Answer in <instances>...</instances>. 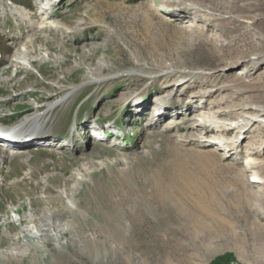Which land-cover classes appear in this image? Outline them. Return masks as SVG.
Masks as SVG:
<instances>
[{"label": "rangeland", "instance_id": "obj_1", "mask_svg": "<svg viewBox=\"0 0 264 264\" xmlns=\"http://www.w3.org/2000/svg\"><path fill=\"white\" fill-rule=\"evenodd\" d=\"M51 2L46 30L33 28L43 0H0V141L48 137L0 150V264H264V185L250 181L264 174L245 160H264V116L230 148L167 122L264 109V0ZM18 38L14 53L39 59L29 74L3 68ZM209 195L219 208L203 222ZM118 220L127 242L93 251Z\"/></svg>", "mask_w": 264, "mask_h": 264}, {"label": "bare ground", "instance_id": "obj_2", "mask_svg": "<svg viewBox=\"0 0 264 264\" xmlns=\"http://www.w3.org/2000/svg\"><path fill=\"white\" fill-rule=\"evenodd\" d=\"M44 2H45V4H43ZM50 2H51V7L53 9L54 0H43L42 6H41V7H43V9L40 10L38 8L39 11H37V13H38L39 16L37 17V23L35 22V24H34V26H35V27H33L34 29H37V28L40 27V25H39V21H40L42 23H45V28H46V30H48V26L50 25L49 22L51 21L49 19V17H52V14H50L49 10H48V9H50L48 7V4ZM189 7L191 8V6H189ZM16 12H18V11L16 10ZM21 14L22 13H18L17 15H21ZM7 16H9V15H7ZM42 17L48 18V19L41 20ZM51 22L53 23V21H51ZM19 39L20 38H18L16 40L15 45L13 47V53H12L13 55H10L8 57V60H7L6 64L3 66V68L6 65L11 64L15 69L24 70L26 73L29 74L30 72L34 71L33 67L35 69L37 68L36 62L39 59L37 57L29 55L28 51L25 52L24 54L14 53L15 49L20 48L24 44L23 40H25L26 37H24L23 40H22V38L20 40ZM30 48H28V49L34 51L33 48L32 49H30ZM47 60H49V59H47ZM39 62L41 63V61H39ZM212 73L213 72H209V73H207V75L208 74H212ZM128 75H130V72H128ZM166 77H171V76H166ZM176 77H177V79L174 80V82H172L173 85L172 84L171 85L175 86L176 83H184L183 86L180 87V88H184L186 86L185 84L187 83V81L186 80L185 81L178 80V79L186 77V75L180 74V75H178ZM197 77L201 78L203 76L199 75ZM87 79H89V82H91V83H98V82H104L106 80H109V79H111V77L97 78V77H94V75L91 73V74L87 75ZM219 82H217L216 84L213 85L212 92H207L208 95H210L212 93H217V92H219L220 90L223 89L222 85H220ZM70 91H74V90H70ZM70 91L63 98H61L59 101H57L56 103H51V104L44 105V109H42V113H40L38 115L36 113L32 114V115L29 116L28 119L26 118V120H29V122H39L40 120L43 119L44 115H46L47 113L52 112V110L55 109L57 106H61L62 104H64L67 101V99L70 97L69 96ZM209 91H211V90H209ZM196 95L197 96H190V100L191 101L185 102L187 108H190V105L192 106V104L195 103L199 97L205 96L204 93H202V94L199 93V94H196ZM165 102H170V101H165ZM213 103L214 102L211 100L210 104H213ZM220 104H222V103L217 102V104H214V105H220ZM181 105H182V103H178L177 105H175V107H174L175 110H179ZM250 108H251L252 112H257L259 114L255 113V114L246 115L244 113V114H240L241 115L240 117H243L241 120L240 119L239 120L238 119L228 120V119H223V118L220 117L222 114H226V112L228 113V110H224V109H219L218 108L217 110H215V113H217L216 116H214V114H213L210 117L209 115H206V114H209V111L206 108H202L198 112H193V113L185 115V116H178V118H177V116H175V117L171 116V117H174V119L170 118L169 120H167V122L173 123L172 121H174L175 124H172V125H179V124H182V123H186L187 125L186 124L185 125H186L187 129H190V130L193 129L194 131L201 132L202 136H204V135H206L207 133L210 132L211 134H209V135H211L212 137H209V140L214 141L213 137H215V135H217V136H220V140L224 139L223 140L224 144H221V145H224V147L225 146H228L229 148L230 147H236L237 138H238V136H236V134L237 135L238 134L242 135L244 133L246 134V130H244V129H245L246 125H248V122L249 121L259 122V120H257V118L258 117L262 118V116H264V109H262V108H257V107H252V106L247 105L244 109H250ZM232 109H234V108H232ZM200 112H202L203 115L205 114V116H203L202 121L199 122V121H197V118H198L197 114H199ZM40 117H41V119L39 120ZM172 125L171 126H167L166 128H170V127H172ZM45 133H46L45 131H41V130L37 129L36 131H33L31 133V136L29 138L26 137V136L22 137L23 135H21V134H17L18 136L13 135V139H8L9 142H7V143L9 145L18 144V146H9V145L4 144V143H2L0 141V150L3 152V155L5 157L9 156L10 158L11 157H15L14 156L15 152H19L18 154L21 153L20 155H23L24 153L26 154L27 150L26 149H22L23 146L21 144H25V143L30 144V143H34V142L43 141L44 139H48V137H44L43 136V134H45ZM19 136H21V139H18ZM4 140H2V141H4ZM20 141H22V142H20ZM214 142H217V143H215L217 145H220V143H222V142L219 143L218 141H214ZM263 144H264V142H263ZM25 148H28V147H25ZM45 149L46 150H44V151L53 152L54 148L47 147ZM249 149L252 150V147L249 148ZM250 150H248L246 152L247 153H251V152H249ZM57 151H59V150H57ZM210 151L214 152V150H210ZM20 155L16 156L15 158L21 157ZM251 158L247 157L245 159V160H247L249 168H254V169L258 168L256 170H258V171H260V173L264 174V160L261 159L262 162H259V161L255 162L254 160H256V159L253 158L254 160H252ZM250 181L253 182L254 184L264 185V177L259 176V175H254V174L251 175V180ZM213 197H214V195H209V204H208V206L204 207V206H202L200 204L201 205L200 206V209H201V218H200V220H202L203 222L213 221V220L216 219V211L219 208V203H217V202H219V201L216 198L214 199ZM187 216H188V219L191 221L193 215L191 213L185 214V217H186L185 219H187ZM109 226H110V230L109 231H107V229L106 230L105 229L102 230V232L105 235H107L105 237V239H103V240H101V239L100 240H94V239L90 238L89 240L86 241L88 244H91L92 246L95 245L92 248L93 251L97 252L99 247H101V248L110 247L109 244H108V240H112L115 244H117V242L118 243L127 242L128 235H125V231H124L125 227L121 225V220H118L116 223H113V222L109 223ZM113 248L114 249H119L120 251L122 250V247H119V248L113 247Z\"/></svg>", "mask_w": 264, "mask_h": 264}]
</instances>
